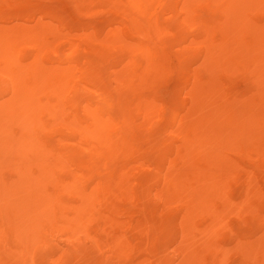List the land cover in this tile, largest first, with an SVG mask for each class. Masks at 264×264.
<instances>
[{
	"label": "bare ground",
	"instance_id": "bare-ground-1",
	"mask_svg": "<svg viewBox=\"0 0 264 264\" xmlns=\"http://www.w3.org/2000/svg\"><path fill=\"white\" fill-rule=\"evenodd\" d=\"M77 1L80 9H86L96 0ZM112 1L140 7L134 45L115 44L119 33L106 32L101 25H94L93 30L85 22L72 25L56 8L0 6V76L13 78L11 82L0 79V264H33L25 245L49 246L52 232L59 231L64 239L57 240L62 252L54 264H79L84 256L95 264H106L107 253L118 259L131 255L130 230L148 237V254L157 257L155 263L142 259L138 264L172 263L167 255L169 240L164 235L173 229L176 220L165 226L142 218L156 210L151 202L154 195L148 188L150 181L134 183L129 171L116 169L98 182L90 171L94 159H110L121 151L129 130L128 117L134 119L137 113L146 116L151 110L152 94H148L139 99L136 111L115 113L136 83L149 84L158 70L152 47L143 36L149 31L166 35L165 23L160 17L152 20L154 14L147 8L152 0ZM177 1L170 0V5ZM213 1L217 3V14L221 11V20L215 24L214 20L207 22L194 16L202 43L190 48L195 55L205 54L203 63L208 71L195 77L187 96H176L165 103L166 110L161 114L167 115L163 128L167 136L161 137L156 152L145 160V170L158 186L155 196L163 202V217L176 213L187 221L188 207L196 204L199 209H207L213 195L225 192V182L237 169V154L255 160L264 158L261 93L224 100L211 75V69L240 65L241 58L236 64L233 61L240 39L248 47L251 65L257 66L252 60L259 58L258 52L264 54V32L243 20L242 15L263 0ZM37 12L56 20V25L36 21ZM143 19L150 21L147 26ZM240 30H245L244 35ZM113 51L122 53L131 63L119 73L116 86H111L106 76L105 58ZM176 51L177 64L185 65L184 56L189 52L180 45ZM53 60L59 63L53 66ZM183 77L186 83L191 80L189 73ZM65 110L73 120L65 127L52 128L61 132L54 140L43 129L50 128L49 117ZM62 127L66 133L60 130ZM204 137L220 146L210 157L199 147L198 140ZM179 140L181 144H175ZM139 189L146 201L142 216L138 220L122 218L127 212L122 205ZM16 230L24 233L25 239L19 257L5 246L14 243L12 234ZM261 241L264 247V236ZM200 242L192 237L184 239L183 254H190L194 248L197 252ZM127 258L118 264H130Z\"/></svg>",
	"mask_w": 264,
	"mask_h": 264
},
{
	"label": "rangeland",
	"instance_id": "rangeland-1",
	"mask_svg": "<svg viewBox=\"0 0 264 264\" xmlns=\"http://www.w3.org/2000/svg\"><path fill=\"white\" fill-rule=\"evenodd\" d=\"M189 1L178 0L177 3L170 5V0H152L147 5V8L154 14L152 20L155 17H160V21L165 23L163 27L166 32L165 36L158 35L156 31H149L147 35L143 36V40L152 47V53L157 60L155 66L158 70L149 84L136 83L135 87L126 95L125 104L119 105L114 110L115 113L126 112L129 114L134 112L137 110L139 99L152 94L149 99L151 110L146 116L137 113L134 119L128 117L130 124L127 129L129 130H127L126 142L121 151L113 154L109 157L110 159L103 157L93 160L90 171L93 178L98 182L102 178L112 175L116 169H123L130 172L134 183L150 181L148 185L150 192L154 196L157 193V183L151 179L150 173L145 170V160L148 154L156 152L158 149L156 146L161 143V137L166 138L167 136L166 131L163 130L166 126L167 115L162 116L161 112L166 110L164 105L173 97L187 96L186 92L192 90L195 77H202L208 71V65L205 66L203 63L206 59L205 54L195 55L190 51V48L192 50L198 48L199 43H202L196 31L198 24L194 16L207 22L214 20L215 24L221 20L218 16L221 11L217 14L215 1L192 0L190 6ZM77 3H79L77 0H0V6L5 7L11 5L15 8H24L33 5L35 7L56 8L72 25L85 22L91 25L90 30H93L94 25H101V27H105L106 32L116 31L119 33L120 37L115 44L125 47L135 44L139 26L135 20H139L140 7L130 6L126 2L122 4L112 0H96L92 6L80 9ZM242 11L244 13L245 9L243 8ZM38 12L36 21L43 20L45 24L52 22L56 25V20ZM175 16H180V18L178 20L173 19ZM242 17L245 21L249 20V23L259 31L264 32V28H261L264 26V0L258 1ZM149 22L148 19H143L144 26H147ZM244 32L245 30H240L242 35ZM244 44L240 39L239 48L233 52L234 63L236 64L237 60L241 58L240 65H233L226 69L221 67L211 69L215 89L219 91L220 96H224V100L235 101L241 96L251 97L258 92L264 99V54L258 52L259 58L252 60V62L256 61L257 66H252L250 58L247 57L248 47ZM178 45L185 47L189 52L184 56L185 65L183 66L177 64L176 55L179 50H176ZM106 57L107 80L111 86H116L119 73H122L131 63H128L124 59V55L118 51H113ZM159 59L165 60V62L159 63ZM53 61V66L59 63ZM257 69L259 70L258 77L255 75ZM186 73H189L191 77L188 83L183 77ZM0 79H3V82L13 80L12 77H7L4 74L2 77L0 76ZM259 88L261 89L259 90ZM72 120L73 117L67 110L61 114L60 112L59 114L55 113L49 117L50 128L43 129V131L48 137L58 140L61 132L52 128L58 125L59 128L61 125L65 127ZM64 127L60 130L66 133L67 130ZM14 129L16 128L14 127ZM198 142L199 147H202L204 151V155L210 157L219 151L217 149L220 146L215 145L210 137L199 139ZM175 144L180 145L181 141L179 140ZM236 157L239 159L237 169H234V174L225 182V192L219 196L213 195L209 200L210 206L207 209H199L196 204L191 209L188 207L187 221L182 216L174 215L176 213H172L168 217L161 216L160 210L163 202L157 200V196H153L151 201L156 210L154 212L148 211L142 216L146 201L140 189L131 195L129 194L126 204L122 205L127 210L122 218L138 220L142 216V218L148 219L147 221L152 219L156 223L165 224V226L169 225L168 222L176 220L173 229H169L164 235L169 240L167 255L169 261L172 262L171 264H264V247L263 241H261L264 236V158L262 157L263 160L261 158L255 160L252 157L250 159L246 154H237ZM29 169L36 171L35 166H30ZM68 169L69 167H64V170L67 171ZM186 222L190 225L185 233L188 225ZM23 234L16 230L12 234L14 243L5 245L9 247L7 250L13 251L14 256L19 257L20 246L25 243ZM63 234L62 231L52 232L49 246L25 245L26 255L34 262L33 264H54L62 252L57 240L64 239ZM129 234L133 240L131 255L128 258L127 256H120L118 259L114 254L107 253L106 258L109 261L106 259V264H118L126 258L130 264H138L142 259H150L151 262L155 263L157 257L148 254L146 247L145 242L148 237L142 236L141 231L130 230ZM190 237L200 240L202 245L197 252L194 248L190 254L184 255L181 245L184 239ZM78 261L79 264H95V261L86 256L79 258Z\"/></svg>",
	"mask_w": 264,
	"mask_h": 264
}]
</instances>
